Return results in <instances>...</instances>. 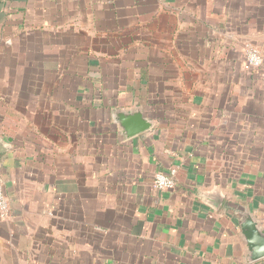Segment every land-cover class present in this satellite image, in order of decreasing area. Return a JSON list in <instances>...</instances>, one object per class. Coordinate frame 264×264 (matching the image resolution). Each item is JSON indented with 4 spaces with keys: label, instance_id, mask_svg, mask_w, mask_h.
Wrapping results in <instances>:
<instances>
[{
    "label": "crops",
    "instance_id": "obj_1",
    "mask_svg": "<svg viewBox=\"0 0 264 264\" xmlns=\"http://www.w3.org/2000/svg\"><path fill=\"white\" fill-rule=\"evenodd\" d=\"M248 47L264 0H0V264H245L232 206L264 226ZM136 108L152 128L125 139Z\"/></svg>",
    "mask_w": 264,
    "mask_h": 264
},
{
    "label": "water",
    "instance_id": "obj_2",
    "mask_svg": "<svg viewBox=\"0 0 264 264\" xmlns=\"http://www.w3.org/2000/svg\"><path fill=\"white\" fill-rule=\"evenodd\" d=\"M115 116L120 133L125 139L138 136L152 128V122L145 117L140 108L130 112H117ZM8 142H11L10 138ZM8 150L9 146L0 141V155ZM232 208L245 247L244 263L255 264L264 259V226L245 207L238 205Z\"/></svg>",
    "mask_w": 264,
    "mask_h": 264
},
{
    "label": "built area",
    "instance_id": "obj_3",
    "mask_svg": "<svg viewBox=\"0 0 264 264\" xmlns=\"http://www.w3.org/2000/svg\"><path fill=\"white\" fill-rule=\"evenodd\" d=\"M245 66L250 70L264 69V55L255 48L248 47L245 51ZM177 178V170L171 168L168 172H157L153 176V188L158 191H168L175 187ZM9 205L4 192V184L0 180V214L6 216Z\"/></svg>",
    "mask_w": 264,
    "mask_h": 264
},
{
    "label": "rangeland",
    "instance_id": "obj_4",
    "mask_svg": "<svg viewBox=\"0 0 264 264\" xmlns=\"http://www.w3.org/2000/svg\"><path fill=\"white\" fill-rule=\"evenodd\" d=\"M149 110H151L152 112H154L152 109H149ZM151 115V114H150Z\"/></svg>",
    "mask_w": 264,
    "mask_h": 264
}]
</instances>
